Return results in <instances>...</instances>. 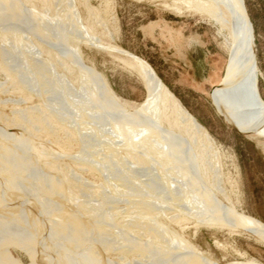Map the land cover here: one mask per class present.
Returning a JSON list of instances; mask_svg holds the SVG:
<instances>
[{
	"label": "bare ground",
	"instance_id": "6f19581e",
	"mask_svg": "<svg viewBox=\"0 0 264 264\" xmlns=\"http://www.w3.org/2000/svg\"><path fill=\"white\" fill-rule=\"evenodd\" d=\"M182 1L227 31L218 112L264 138L244 0ZM81 8L94 27L102 22L85 0H0V72L9 81L0 87V264H21L12 250L30 264H221L187 239L191 224L264 246V224L233 203L215 139L152 67L122 58L147 91L134 104L85 62L77 44L101 43ZM235 251L242 261L226 264H261Z\"/></svg>",
	"mask_w": 264,
	"mask_h": 264
},
{
	"label": "rangeland",
	"instance_id": "374dc122",
	"mask_svg": "<svg viewBox=\"0 0 264 264\" xmlns=\"http://www.w3.org/2000/svg\"><path fill=\"white\" fill-rule=\"evenodd\" d=\"M85 2L97 9L103 18L101 23H94V27L86 9L81 8L82 22L93 27L94 38L103 45L95 47L85 41L78 43L83 58L86 57L85 62L103 74L121 99L134 104L144 103L147 91L138 74L127 68L122 58L142 59L149 64L168 91L215 139L221 168L233 184L226 182L230 190L234 189V205L264 224V138L238 132L218 112L213 99L222 88L229 63L224 48L227 31L221 30L208 13L182 0ZM244 3L253 28L261 71L259 89L264 101V0H244ZM8 82L5 74L0 72V87L5 88ZM38 101L39 98L34 100L35 103ZM186 227L187 239L218 263L242 261L235 251L238 250L264 264V246L249 241L247 237L238 238L226 231L213 232L193 224ZM218 245L227 247L223 250ZM12 252L21 264L31 263L24 253Z\"/></svg>",
	"mask_w": 264,
	"mask_h": 264
}]
</instances>
